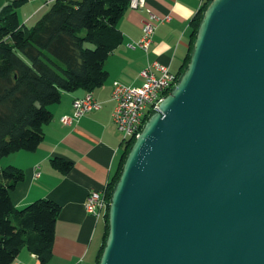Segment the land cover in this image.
Returning a JSON list of instances; mask_svg holds the SVG:
<instances>
[{
    "label": "water",
    "instance_id": "95a60500",
    "mask_svg": "<svg viewBox=\"0 0 264 264\" xmlns=\"http://www.w3.org/2000/svg\"><path fill=\"white\" fill-rule=\"evenodd\" d=\"M98 264H264V0H211L123 162Z\"/></svg>",
    "mask_w": 264,
    "mask_h": 264
},
{
    "label": "trees",
    "instance_id": "16d2710c",
    "mask_svg": "<svg viewBox=\"0 0 264 264\" xmlns=\"http://www.w3.org/2000/svg\"><path fill=\"white\" fill-rule=\"evenodd\" d=\"M26 0H10L0 8V159L19 150H33L52 119L51 107L63 92L100 86L107 77L104 63L122 41L118 21L130 0H51L32 27L20 22L17 10ZM211 0L201 2L191 20L188 51H192L202 12ZM178 74V75H179ZM134 141L118 153L114 173L104 187V231L95 263H99L108 234L111 192ZM67 171L71 163L52 160ZM23 178L20 168L0 165V264H13L22 249L33 253L40 264L52 255L54 227L60 205L38 198L18 208L10 191Z\"/></svg>",
    "mask_w": 264,
    "mask_h": 264
},
{
    "label": "crops",
    "instance_id": "0c3cea01",
    "mask_svg": "<svg viewBox=\"0 0 264 264\" xmlns=\"http://www.w3.org/2000/svg\"><path fill=\"white\" fill-rule=\"evenodd\" d=\"M51 0H26L17 10L22 23L29 22ZM204 0H144L138 8L128 7L117 27L122 41L108 55L104 67L107 77L90 93L99 106L76 120L64 125L60 117L72 113L74 98L85 95V89L63 92L57 104L51 107L52 119L44 126V136L33 150L10 153L6 164H13L23 172L10 191L12 203L21 208L38 198H48L60 205L54 227L52 255L45 264H96L95 258L104 231L100 217L84 209V200L90 190H103L116 166L118 153L124 147L122 135L114 126L111 112L112 83L119 81L138 86L139 75L148 62L157 61L179 74L188 51L191 20ZM151 16L168 20L155 22L151 43L144 51L131 48L142 35V26ZM62 158L71 163L61 171L53 159ZM39 166L36 177L35 166ZM4 167V166H2ZM18 264H40L37 257L22 249Z\"/></svg>",
    "mask_w": 264,
    "mask_h": 264
},
{
    "label": "built area",
    "instance_id": "2783aa9c",
    "mask_svg": "<svg viewBox=\"0 0 264 264\" xmlns=\"http://www.w3.org/2000/svg\"><path fill=\"white\" fill-rule=\"evenodd\" d=\"M144 4V0H130L129 7L138 8ZM142 26V35L137 42L129 43L131 48L138 47L147 51L155 28V22L168 20L169 16L158 18L151 16ZM139 75L143 81L138 86L123 84L119 81L112 83L111 99L114 107L111 119L122 135V143L135 138L141 131L148 116L158 109L159 103L170 92L178 81L179 75L169 71L168 67L151 61L140 70ZM99 104L90 92L72 101V113L60 117L64 125H72L85 113L98 108ZM39 166H35V176L39 175ZM106 200L103 190H90L84 200V209L95 217L105 212ZM13 264H18L14 262Z\"/></svg>",
    "mask_w": 264,
    "mask_h": 264
},
{
    "label": "rangeland",
    "instance_id": "374dc122",
    "mask_svg": "<svg viewBox=\"0 0 264 264\" xmlns=\"http://www.w3.org/2000/svg\"><path fill=\"white\" fill-rule=\"evenodd\" d=\"M8 1H10V0H0V8L6 3V2H8ZM47 9V6L41 11V12H39L36 16H35V18L33 19V20H31V21H29V22H26V23H23L26 27H32L33 25H34V23L36 22V20L43 14V12L45 11ZM20 22L22 23V19H20ZM10 154V153H9ZM9 154H7V155H5V156H3L1 159H0V165L1 166H7V165H10V164H6L7 162H6V158H7V156L9 155ZM11 165H13V164H11ZM13 166H16V165H13ZM100 217V222H102L103 224H104V218H103V216H102V214L99 216Z\"/></svg>",
    "mask_w": 264,
    "mask_h": 264
}]
</instances>
